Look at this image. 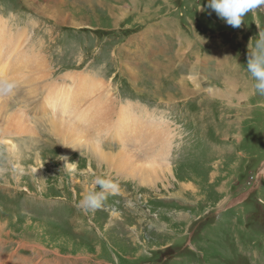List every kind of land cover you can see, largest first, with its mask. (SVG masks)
<instances>
[{"label": "rangeland", "instance_id": "374dc122", "mask_svg": "<svg viewBox=\"0 0 264 264\" xmlns=\"http://www.w3.org/2000/svg\"><path fill=\"white\" fill-rule=\"evenodd\" d=\"M42 1L0 0L5 37L19 32L28 37L13 45L1 64L26 48L30 52L29 75L24 71L19 79L22 63L14 74L10 69L6 77L15 83L14 93L0 96L29 128L9 133L0 116V259L264 264V96L254 92L246 71L264 33L262 6L233 28L207 8L208 0H87L77 5L81 23L73 27L53 22ZM145 25L151 30L150 54L144 48L149 41L142 38ZM130 45L140 64L136 81L122 67ZM196 73L202 78L190 77ZM90 76L100 82L99 89L81 86ZM228 76L231 85L223 82ZM209 87L220 96H210ZM232 88L237 100L229 94ZM86 92L92 93L89 100ZM51 107L104 152L130 149L141 160L161 157L171 175L158 173L146 182L135 169L138 161L122 164L116 155L114 162L97 163L85 144L76 152L39 123ZM146 122L152 123V137L145 133ZM162 129L166 136L159 142ZM97 177L111 186L94 185ZM92 190L102 192L103 199L85 210L80 202Z\"/></svg>", "mask_w": 264, "mask_h": 264}, {"label": "bare ground", "instance_id": "6f19581e", "mask_svg": "<svg viewBox=\"0 0 264 264\" xmlns=\"http://www.w3.org/2000/svg\"><path fill=\"white\" fill-rule=\"evenodd\" d=\"M67 0H43L42 1V4L41 5H43L42 7L43 8H41V9H44V10H46V11H49L50 12V18H52L53 20V22H55V23H58V24H61V25H71V26H73V27H79V23H81L80 22V18H76L75 17V15L76 14H81L80 12V9L79 8H77L75 5H73V4H71V3H69L68 1L66 2ZM79 1V0H78ZM60 3L63 5V7H65L66 9L69 7V8H72L73 9V11H74V13L73 14H71L70 13V11L68 12V11H66V9H62L61 8V5H60ZM36 4V3H35ZM264 9V8H263ZM83 13V12H82ZM109 13H110V11H109ZM84 14V13H83ZM120 14V13H119ZM46 17H47V15H46ZM109 17L111 18V19H113V20H117V21H119L120 20V17L119 16H117V14H113V13H111V14H109ZM48 18V17H47ZM49 19V18H48ZM80 19V20H79ZM85 25V24H84ZM80 26H82V25H80ZM4 28V27H3ZM0 29V54H2V56H1V58L0 59H3V58H5L6 56H9V55H11V52L13 51V49H12V47H13V45L15 46V45H17V44H19V42L22 40V39H27L26 38V36H25V34H22V32L20 33H18V34H13V35H8V33H7V35H8V39L5 37L6 36V33L4 32V29ZM112 28H114V27H112ZM115 28H116V26H115ZM150 34V33H149ZM144 35V34H143ZM10 37H11V39H10ZM11 46V47H10ZM9 47V50L8 51H6L7 50V48ZM18 47V46H17ZM27 49V48H26ZM26 49H24V52L23 53H21V54H15L13 57H12V59H11V61L9 62V64H7L6 66L5 65H3V64H1V62H0V80H8L9 78H7L6 77V72H8L10 69H11V74H14V70H15V68H17L18 67V65H19V63H22V66H23V69H22V72L18 75V77H19V79L20 80H22V78H24L25 77V75H22L23 74V72L24 71H26L27 69H25L30 63H29V59H28V57L26 56V53L27 52H29V50L26 52L25 50ZM128 52H130V51H128ZM133 52V51H132ZM30 53V52H29ZM131 53V52H130ZM136 53V52H135ZM135 56V55H134ZM130 58H128V59H126V60H124V61H122V62H126V63H128V64H126V65H124V66H128V65H131V64H133V62L135 61L133 58L134 57H131V55L129 56ZM136 57V56H135ZM20 59H22V61L21 62H18V61H20ZM31 61V60H30ZM45 62V61H44ZM137 63V62H136ZM136 63H135V65H136ZM48 64H50V63H48ZM198 63L196 62V64L194 65V67L195 68H198L197 65ZM123 65V64H122ZM21 66V65H20ZM22 66H21V68H22ZM146 66V65H145ZM123 67V66H122ZM128 67H131V66H128ZM125 68V67H124ZM25 69V70H24ZM40 69V68H39ZM45 69V68H44ZM128 69V68H127ZM46 70V69H45ZM129 70V69H128ZM18 71V70H17ZM134 71V70H133ZM190 71V70H189ZM29 72V71H28ZM27 71L25 72L26 74H28L29 75V73H28ZM38 72V71H37ZM36 72V73H37ZM48 72V71H47ZM129 74H131L132 75V77L133 76H135L136 75V73L135 72H132V71H130L129 70ZM24 73V74H25ZM225 73H226V71H225ZM224 73V75H226ZM10 74V73H9ZM48 74V73H47ZM49 74H51V73H49ZM81 74V73H80ZM8 75V74H7ZM33 75V74H32ZM76 75V74H75ZM218 75V74H217ZM223 75V74H222ZM81 76H82V74H81ZM35 77V76H34ZM191 78H196V79H199V78H202V77H197V73L196 74H194V75H192V76H190ZM69 77H65V79H68ZM79 78L80 77H78V75L76 76V77H74V79L76 80V81H78L79 80ZM93 79V78H92ZM91 79V76H90V79L89 80H86V78L85 79H81V86H83L84 88H85V90L87 89V90H94L93 88L96 86L97 88H95V89H99L100 88V82H98V81H95V82H93V80ZM133 80H135V78L133 79ZM136 81V80H135ZM202 81V80H201ZM193 83H195V85L197 86L198 85V87H201L200 86V84L197 82V81H195V80H193L192 81ZM223 82H224V84H228V85H231V84H233V81L229 78V76L228 77H225L224 78V80H223ZM96 83H97V85H96ZM136 83V82H135ZM205 84H206V82H205ZM21 86V85H20ZM216 88V87H215ZM215 88H212V87H209V88H207L206 90L208 91V93L210 94V96H215V97H219L220 95L219 94H221L220 92H219V90H217V89H215ZM26 89V88H25ZM205 90V89H204ZM16 91V90H15ZM232 91H233V88H232V90H231V92L229 93V94H231L232 93ZM88 92V91H87ZM86 92V93H87ZM92 92V91H91ZM91 92H89V93H87L86 94V98L85 99H90L91 97H92V93ZM97 92V91H96ZM13 93H14V91H13ZM236 93V92H235ZM26 95H28V94H26ZM232 96H233V98L235 99V100H237L236 99V96L234 95V94H231ZM9 96V95H8ZM74 97H75V95H74ZM5 99V98H4ZM8 99H9V97H8ZM24 99H25V97H24ZM95 99V98H94ZM94 99H92V100H90V101H88V105H92L93 103H94ZM240 99V96H239V98H238V100ZM10 100V99H9ZM28 100V99H27ZM26 100V101H27ZM17 101V100H16ZM33 101V100H32ZM73 102H74V98L72 99V102H71V104H73ZM4 103V102H3ZM0 103V116H3V117H1L2 118V120L8 125V128L9 129H11V130H9V133H17L16 131H21V132H23L24 130H26V128H28L27 126V123L24 121V119L17 113V112H15L14 110H12V111H10V109H9V107H7L8 105H6V103ZM78 104H80V103H78ZM85 104V103H84ZM129 104V103H128ZM33 105V104H32ZM125 107V106H124ZM8 108V109H7ZM46 110H47V108H46ZM112 110H113V106H112ZM129 112V111H128ZM25 113V112H24ZM111 113H112V111H111ZM110 113V114H111ZM23 114V113H22ZM27 114V113H26ZM125 114V113H124ZM59 114H57V110H55V109H52V107H51V111H50V113L49 114H47V115H45V116H48V117H45V118H42L41 120H40V122L39 123H41V124H45V126L47 127L46 129L48 130V133H49V135H51L53 138H55L57 141H61L62 142V144H64V143H66V144H68V145H70V143L71 144H73V145H71V147L72 146H75V148H74V150H76V152L77 151H79V150H81V144L83 145V144H85V146H87L88 148V150H90L89 151V153H88V157L89 158H91V159H95V162H97V163H100V162H107V163H111V162H114L113 160H114V158L116 157V155H118V157L119 158H117V159H120L121 160V162H122V164H124V162H125V160H127V161H129V163L131 164H133L135 161H138V163H136L137 164V167L135 168V169H137V168H139L140 170H141V172H139L140 174L141 173H144V174H141V175H144L145 176V179H143L144 181L146 180V182L149 180H151L152 178L150 177L151 175H156V176H158L159 174L158 173H160V174H165V175H171V168L169 167V166H167V165H169V164H165V163H163V162H161L160 160H161V157H160V160L159 161H154L155 159H153V157H147L146 158V160H141V159H138L135 155H133V153H132V151L130 150V149H127V151H125V152H115L114 153V155H111L110 153L111 152H104L102 149H101V147H100V144L98 145L96 142L94 143L93 142V140L91 141V139H88L87 137H86V135H87V133L83 130V129H81L79 126H77V125H72V124H70L69 122H66V121H63L62 120V118H59V117H57ZM126 115V114H125ZM124 115V116H125ZM120 116V115H119ZM121 117V116H120ZM126 117H127V115H126ZM0 118V119H1ZM66 120L68 121L69 120V118L67 117L66 118ZM138 121V120H137ZM36 123V122H35ZM141 123V122H140ZM139 124V123H138ZM124 125V123H122V120H121V122H120V126H123ZM42 127V126H41ZM44 128V127H43ZM37 129V128H36ZM154 129H155V127H154ZM28 130H29V128H28ZM27 130V131H28ZM41 129H39V131H40ZM44 130V129H43ZM139 130V129H138ZM131 131V130H130ZM21 132H19V133H21ZM41 132H42V130H41ZM45 132V131H44ZM116 132V131H115ZM146 132H151L150 134H149V136H151L152 137V132H153V126H152V123H148V122H146V127H145V133ZM165 132L166 131H164V129H162L160 132H158V134H157V138L156 139H158L159 140V142H160V140L161 139H163V140H165ZM7 133V132H6ZM91 132H88V134H90ZM92 134V133H91ZM112 134V133H111ZM114 134V133H113ZM93 135V134H92ZM94 135H96V133H94ZM107 135H109V134H107ZM89 136V135H88ZM90 138H91V135L89 136ZM96 137H98V136H96ZM110 137H111V135H110ZM99 138V137H98ZM100 139V138H99ZM111 140V139H110ZM148 140V139H147ZM151 143H153L154 142V137L153 138H151ZM162 140V141H163ZM170 140V139H169ZM61 143H60V145H62ZM154 144V143H153ZM131 145V144H130ZM145 146V145H144ZM151 146H153L152 144H151ZM155 146H156V144H155ZM146 147V146H145ZM149 148V147H148ZM167 148V147H166ZM157 149V148H156ZM140 150V149H139ZM143 150V149H142ZM145 150V149H144ZM148 150V149H147ZM160 151V150H159ZM140 153H141V151H140ZM143 154V153H142ZM158 155V154H157ZM157 155H156V157H157ZM145 155H143V157H144ZM112 157H114V158H112ZM163 157V156H162ZM163 159V158H162ZM165 159V158H164ZM168 159V158H167ZM92 161V160H91ZM117 161V160H116ZM165 161V160H164ZM120 162V161H119ZM116 163V162H115ZM117 164V163H116ZM136 164H134V165H136ZM138 164L140 165V166H138ZM128 165V164H127ZM124 165H122V168H128V166H126L125 165V167H123ZM101 167V166H100ZM132 168H133V166H132ZM130 169V168H129ZM133 170H134V168H133ZM128 173H131V172H128ZM134 173H135V171H134ZM137 174V173H136ZM140 174L138 175V176H140ZM133 176H134V174H133ZM137 176V177H138ZM143 177V176H142ZM153 177V176H152ZM155 178V177H154ZM156 179V178H155ZM154 180V179H153ZM141 181V180H140ZM148 181V182H149ZM142 184V183H141ZM144 184V183H143Z\"/></svg>", "mask_w": 264, "mask_h": 264}, {"label": "clouds", "instance_id": "9594fccd", "mask_svg": "<svg viewBox=\"0 0 264 264\" xmlns=\"http://www.w3.org/2000/svg\"><path fill=\"white\" fill-rule=\"evenodd\" d=\"M261 5H264V0H208L207 2V8L215 12L221 20L233 28H239L244 23L245 15L256 12L258 6ZM246 71L254 81V92L264 96V33L259 34V39L255 43L254 50L248 58ZM15 87L16 85L13 82L0 80V96L12 94ZM68 165L72 168L77 166L75 163ZM94 185L100 186L101 189H107L111 186V181L97 177ZM102 199V192L89 191L81 200L80 207L85 210L98 207Z\"/></svg>", "mask_w": 264, "mask_h": 264}, {"label": "crops", "instance_id": "0c3cea01", "mask_svg": "<svg viewBox=\"0 0 264 264\" xmlns=\"http://www.w3.org/2000/svg\"><path fill=\"white\" fill-rule=\"evenodd\" d=\"M91 1V0H90ZM69 2V1H68ZM80 2H84L86 5H87V0H79V2L78 3H75V2H69V3H71V4H73V5H75L76 7H78L79 6V4H80ZM78 5V6H77ZM162 24H164V23H162ZM145 31H144V35H143V42H148L149 41V44H147L144 48H145V52L147 53V54H150V51H151V47H152V41H150L149 40V32L151 33V30H150V27H148L147 25H145V29H144ZM164 35H166V34H164L163 33V43L164 44H166L167 43V41H166V39L164 38ZM182 35H183V33H181V35H180V33H178V38H181L182 37ZM177 38V39H178ZM187 43V42H186ZM186 43H185V45H186ZM144 45H145V43H144ZM144 45H142V46H144ZM191 45H193L192 43H190V44H188V46H191ZM128 51H130V52H128ZM133 51V52H132ZM125 53H126V57L127 58H130L129 56L131 55V57H134L133 59L135 60L134 62H133V64H131V65H128V66H131V67H128V66H124V65H122V66H124L123 68L128 72V73H130L129 72V70L130 71H132V72H138V67L136 68V66H140V64L139 63H136V59H135V56H137V52L136 51H134V49H132L131 48V45L127 48V50L126 51H124ZM136 52V53H135ZM135 55V56H134ZM219 56V55H218ZM193 57H194V60H199V58H198V54L197 53H194V55H193ZM218 58H220V57H218ZM147 59V58H146ZM221 59H224V58H221ZM165 60V59H164ZM199 61H201V60H199ZM224 60H221L220 62H219V64L221 65V64H224V62H223ZM135 63H136V66H135ZM121 66V65H120ZM135 67V68H134ZM129 70H128V69ZM134 68V69H133ZM134 70V71H133ZM218 75H219V73H217ZM131 75V74H130ZM194 75V74H193ZM131 77H132V75H131ZM133 79H134V77H132ZM233 80V79H232ZM154 137V136H153ZM136 144H139V142H138V140L136 139ZM11 259H9V257H5V256H3L1 259H0V264H26L25 262L24 263H21V262H19V260H18V262H16V263H12V261H10ZM41 263H43V261L42 262H39V264H41ZM49 264H56V263H51V262H49ZM59 264V263H58Z\"/></svg>", "mask_w": 264, "mask_h": 264}, {"label": "water", "instance_id": "95a60500", "mask_svg": "<svg viewBox=\"0 0 264 264\" xmlns=\"http://www.w3.org/2000/svg\"><path fill=\"white\" fill-rule=\"evenodd\" d=\"M261 6H262V10H263V12H264L263 5H261ZM260 9H261V7H260Z\"/></svg>", "mask_w": 264, "mask_h": 264}]
</instances>
